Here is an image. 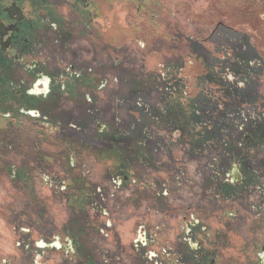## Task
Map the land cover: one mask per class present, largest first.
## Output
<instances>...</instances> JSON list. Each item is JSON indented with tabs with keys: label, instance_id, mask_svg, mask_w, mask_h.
I'll return each mask as SVG.
<instances>
[{
	"label": "flooded vegetation",
	"instance_id": "1",
	"mask_svg": "<svg viewBox=\"0 0 264 264\" xmlns=\"http://www.w3.org/2000/svg\"><path fill=\"white\" fill-rule=\"evenodd\" d=\"M156 5L0 0V130L37 133L30 152L0 140V264H264V48L221 21L188 35ZM129 65L133 95L170 89L125 133L109 99ZM61 130L98 141L57 160L43 140Z\"/></svg>",
	"mask_w": 264,
	"mask_h": 264
},
{
	"label": "rangeland",
	"instance_id": "2",
	"mask_svg": "<svg viewBox=\"0 0 264 264\" xmlns=\"http://www.w3.org/2000/svg\"><path fill=\"white\" fill-rule=\"evenodd\" d=\"M156 3H158V5L155 6V10L158 11L157 14L161 16L163 13L164 17H161H163L165 21H171V24H176L175 20L178 18L184 19V17H188L191 21L189 23L190 28L187 33L188 35L193 33V35H197V37L204 36L205 38L212 27L218 21H221L225 24H229L230 26H234L236 30H247L251 34L253 42L257 43L260 49L264 48V0H156ZM220 30L224 29L221 28ZM219 39L222 40L221 37ZM211 45L212 44L208 42L204 43L205 52L208 49L210 50ZM215 48L216 47H214L213 52L214 58L216 59L214 61L212 60V63H217V61H219V59L222 58L223 55H226L227 51L230 50L229 46L227 45L225 49L222 47H219L218 49ZM209 61V63H211V58ZM128 67L130 70H127L124 73L119 84V89L121 91L109 99L110 103L114 105L115 110L118 112L117 115H119L121 118L119 127L121 128L122 132L125 133L131 132L133 130V123L135 120V115L132 110L133 104H135L137 101H140V104L144 106L151 103L152 100L155 104H161L162 101L160 97L163 94H166L165 91L170 89L168 88V81L161 80L159 81L158 89L153 93L142 91L133 95L132 90L134 88V74L139 72L138 69L140 68L138 65H129ZM202 72L203 66L201 64L186 65L184 69V73L188 77L190 83L194 82L195 75L197 73L200 74ZM100 105V107H103L101 110L102 117L105 120H111V112L106 109L104 102ZM36 134L37 133H35V131L30 127L20 130L15 136L8 134V131L1 129L0 140L10 141L13 137H21L27 152H30L32 138L35 137ZM90 139L92 144H96L98 141L92 137H90ZM90 139L85 135L73 133L69 130H61L60 134L56 138L51 140L44 139L43 145L47 150L46 153L54 152L57 160H63L67 155V151L63 149L64 142H70L76 149L81 150L84 141H89ZM102 141L106 143L108 141L115 143L119 149H122L123 155L130 158L131 145L128 146L129 148H127V141L122 140L121 138L114 140L110 135L109 137L108 135L104 136ZM108 156H110V153ZM46 157L47 156L45 155L43 160H45L47 163H51L50 160H46ZM51 178L52 177H50V179ZM38 179L39 182L44 185V190L48 191L46 188V183L42 182L40 177ZM58 179L59 178H55V182L58 187H60L63 182L62 178L59 180ZM65 184H67V182Z\"/></svg>",
	"mask_w": 264,
	"mask_h": 264
}]
</instances>
